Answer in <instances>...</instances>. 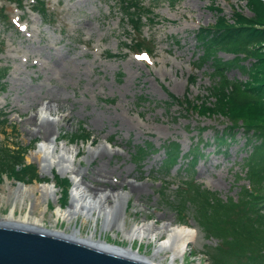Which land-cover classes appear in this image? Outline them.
I'll list each match as a JSON object with an SVG mask.
<instances>
[{
    "label": "rangeland",
    "instance_id": "1",
    "mask_svg": "<svg viewBox=\"0 0 264 264\" xmlns=\"http://www.w3.org/2000/svg\"><path fill=\"white\" fill-rule=\"evenodd\" d=\"M15 1L0 0V10L2 7L6 15L0 19V72L6 71L0 79V111L8 115V127H0V143L13 148L16 142L26 145L35 141L26 162L37 165L42 179L19 183L2 175L0 216L8 212L13 201L10 191L17 186L55 185L51 171L58 174L57 167L49 173H41L38 163L30 157L39 141L47 136H42L34 124L28 123L30 117L44 110L47 102L37 101L39 93L52 90L63 107L51 112L57 124L52 126L50 134H58L56 143H65L73 150L75 167L86 172L81 179L86 186L101 184L91 176L98 169H107L110 173L106 179L115 180L116 185L113 188L107 184L101 186L108 189L105 194L113 189L128 192L125 229L144 222L160 227L171 221L173 225L193 228L196 236L175 264H264V249L251 259L252 254L237 257L223 249L226 244L222 237L217 240L208 236L196 201V185L218 193L223 199H237L242 186H253L245 176L248 172L246 158L251 148L245 144L243 131L239 129L229 146L216 148L213 137L216 130L223 128L225 119L198 117L185 112L177 103L164 104L169 100L168 94L178 98L188 94L190 99L206 94L205 88L210 84L209 65L196 67L193 64L199 53L194 31L200 25L213 22L216 14L208 9L210 1L142 0L141 11L149 13V20L140 35L128 25L120 0H40L50 13L46 18L31 10L32 0H23L21 9L16 7ZM216 1L228 16L230 4L249 15L243 0ZM133 39L144 43L149 52L145 53L144 47V53L139 50L136 54L126 47L125 44L132 45ZM107 52L116 57H108ZM50 56L59 60L56 70ZM218 56L232 58L223 51ZM227 74L231 79L245 78L238 69ZM190 76L196 77V81L189 85ZM139 95L149 102H138ZM80 125L90 132L91 139L71 143L68 133ZM105 139L107 145L110 144L109 149L116 152L105 150ZM198 139L202 140L200 144ZM170 141L179 143L182 157L166 168L165 151L161 146ZM146 144L154 149L143 162H138L131 155ZM196 148L202 155L190 156L187 160V151L194 152ZM44 178L50 179L43 182ZM255 183L258 188L259 183L264 187V179ZM131 185L137 188L132 190ZM73 186L74 183L70 190ZM182 186L187 188L182 189ZM55 188L54 199L40 203L33 211L37 216L42 212L46 227L67 233L76 227L82 236L95 229V239L101 237L118 247L131 246L142 255L152 254L156 239L130 241L115 228L102 230L100 217L96 222L90 217L82 222L79 215L71 219L67 228V222L55 217L60 196L59 188ZM260 194L261 198L247 197V201L243 198L232 215H241L243 222L264 228L262 190ZM70 200L71 196L66 205L60 206L67 208ZM181 207L183 213L177 209ZM19 208L16 207L18 213ZM220 228L225 231L229 226L225 224ZM169 260L166 256L164 262L168 264Z\"/></svg>",
    "mask_w": 264,
    "mask_h": 264
},
{
    "label": "trees",
    "instance_id": "2",
    "mask_svg": "<svg viewBox=\"0 0 264 264\" xmlns=\"http://www.w3.org/2000/svg\"><path fill=\"white\" fill-rule=\"evenodd\" d=\"M22 1L17 0V5L21 6ZM209 1L208 9L216 15L212 23L200 25L194 31L199 53L193 61L196 67L209 65L210 84L205 88L206 94L194 99H190L188 94L182 98L169 95V100L164 104L170 106L172 103H177L185 112L194 113L198 117L216 116L225 119L223 128L215 131L216 148L229 146L239 133V129L243 131L245 144L251 148L246 158L245 166L248 172L245 176L252 181L253 186L251 184H249L251 188L242 186L237 199L220 198L216 192L198 185L195 186V191H197L196 201L200 206L202 224L208 235L217 237V239L222 237L226 244L223 249L229 254L243 258L252 254L249 257L251 259L264 249V228L243 222L241 215L234 217L232 213L237 210L243 198L245 201L247 197L261 198L260 191L264 193L261 183L258 184L259 188L255 183L256 180L264 179V0H243L249 15H244L238 8L230 5L232 12L230 16L218 7L216 0ZM32 4L34 5L33 11L38 12L42 17L46 18L50 14L40 0H32ZM142 4V0H120L123 16L133 32L139 35L145 22L149 20V13L141 11ZM4 17L6 15L1 9L0 19ZM132 41L131 46L125 44L131 50L139 51L146 48L145 44L138 42L137 39ZM220 51L232 55V58L219 57ZM106 55L116 57V54L110 52ZM232 69H238L245 79L229 78L227 72ZM5 73V70L0 72V78ZM195 81L194 76L188 79L189 84H194ZM137 101L149 102L143 95H139ZM0 127H8L7 115L1 111ZM68 137L71 143L88 142L91 134L80 125L68 133ZM201 142L202 140L199 144ZM35 143L34 141L21 145L16 142L13 148L0 143V177L5 175L8 179L23 183L41 180L37 166L26 162V155L33 149ZM148 144L144 145L145 148L142 146L140 150H137V154L131 156L135 157L138 162H143L147 154L154 149ZM161 148L165 151L164 165L170 168L181 157L180 146L177 142L170 141ZM157 150L159 149H155ZM201 155V150L196 148L192 152L191 149L188 151L187 160L190 156L192 158ZM54 180L61 192L58 202L62 206L66 205L70 180L58 175H54ZM181 188L187 187L182 186ZM177 192L180 191L177 190ZM177 209L183 213V207ZM225 224L229 226V229L222 231L220 227L223 228Z\"/></svg>",
    "mask_w": 264,
    "mask_h": 264
},
{
    "label": "bare ground",
    "instance_id": "3",
    "mask_svg": "<svg viewBox=\"0 0 264 264\" xmlns=\"http://www.w3.org/2000/svg\"><path fill=\"white\" fill-rule=\"evenodd\" d=\"M54 65L53 68L56 70V65L59 63L58 58L50 56ZM63 66V65H62ZM41 86V85H40ZM44 88V87H42ZM41 88V90H42ZM58 95L52 90H45L40 92L38 100H47L44 104V110L40 111L39 114L30 117L28 123L34 124L37 129L36 131L42 136L46 137L41 139L38 143V147L32 152L31 156L37 163L41 173L50 172L54 166L57 167L60 174H67L72 178L74 186L71 191V200L67 208H61L60 206L55 208V217L67 222V228L72 218H76L82 215V222H85L89 217L98 221L101 218V229L120 230L123 235L130 241L138 239L143 241L145 239L152 241L155 240L153 246V252L150 256L142 255L139 251L133 250L130 247H118L111 244H106L105 241L94 238L95 229L90 232L87 236H82L80 230L76 227L72 228L70 233L65 230L57 229L55 227L48 228L44 225L43 214L39 216L34 215L33 211L40 207V203L47 202L49 198L54 199L56 195V188L53 183H42L34 185H19L10 191L11 205L9 210L4 215L0 216V224L4 225H17L27 228H34L38 230H44L46 232L69 236L71 238L85 241L94 246L101 247L105 250L115 252L121 255L131 256L140 261L148 264H166V256L170 258L168 264H175L177 257L183 256L185 247L195 238L196 231L187 226L173 225L172 221L165 223L160 227L155 226L152 223L144 222L142 224H134L130 229H125V205L127 204V191H109L108 189H101L100 187L107 184V186H115L116 181H109L108 177L110 171L107 169H98L92 179L95 177V181H100L101 184H96V187H88L81 180L86 172H83L75 167L74 164V152L66 146L65 143L58 145L56 143L58 134L51 135L52 126H56L57 121L51 117L52 111L55 108L63 107V104L59 102ZM36 101V100H35ZM34 105V103L32 102ZM38 118L41 121L38 122ZM50 135L52 139H50ZM105 150L108 152H116V150H110V144L107 145L106 139L104 140ZM132 186V190L137 187ZM113 188V187H112ZM107 199H112L111 202H107ZM19 206V213L16 207ZM24 207L23 210H21ZM95 212L97 214L95 215ZM162 236H165L164 238Z\"/></svg>",
    "mask_w": 264,
    "mask_h": 264
},
{
    "label": "water",
    "instance_id": "4",
    "mask_svg": "<svg viewBox=\"0 0 264 264\" xmlns=\"http://www.w3.org/2000/svg\"><path fill=\"white\" fill-rule=\"evenodd\" d=\"M0 264H148L69 236L0 224Z\"/></svg>",
    "mask_w": 264,
    "mask_h": 264
},
{
    "label": "snow or ice",
    "instance_id": "5",
    "mask_svg": "<svg viewBox=\"0 0 264 264\" xmlns=\"http://www.w3.org/2000/svg\"><path fill=\"white\" fill-rule=\"evenodd\" d=\"M142 58H145L146 59V57H142Z\"/></svg>",
    "mask_w": 264,
    "mask_h": 264
}]
</instances>
